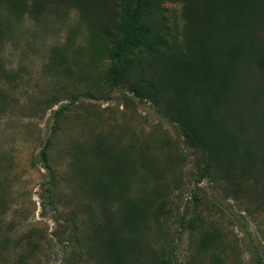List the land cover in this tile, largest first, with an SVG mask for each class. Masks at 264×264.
<instances>
[{"label": "rangeland", "instance_id": "obj_1", "mask_svg": "<svg viewBox=\"0 0 264 264\" xmlns=\"http://www.w3.org/2000/svg\"><path fill=\"white\" fill-rule=\"evenodd\" d=\"M106 1L122 4L93 0ZM77 3H0V264H119L108 243L123 236L127 206L139 254L127 264H157L174 246L177 264H248L250 237L264 249V167L219 153L201 177V153L166 115L196 99L173 69L196 46L200 0L156 2L147 22L162 33L161 51L136 54L130 81L114 89L92 36L106 22ZM131 84L154 85L161 97L140 98ZM257 86L264 75L250 71L246 87ZM234 108L248 119L241 139L258 136L254 110L243 100ZM220 111L214 118L237 131L229 108ZM245 147L261 155L256 141ZM110 163L121 171H104Z\"/></svg>", "mask_w": 264, "mask_h": 264}, {"label": "trees", "instance_id": "obj_2", "mask_svg": "<svg viewBox=\"0 0 264 264\" xmlns=\"http://www.w3.org/2000/svg\"><path fill=\"white\" fill-rule=\"evenodd\" d=\"M3 1L25 7V0H0V3ZM77 1L82 15L88 12L90 5L101 21L106 22V25H93L91 29L93 40H97L96 59L106 56L110 61L105 75L110 89L130 81L136 54L160 53L164 41L162 33L147 22L158 0H121L118 10L109 8L107 1L102 2L103 6H98V2L93 0ZM197 10L193 18L196 32L200 30L196 35V46L187 49L188 61L173 69L193 87L196 99L175 104L166 112L167 118L178 127L186 146L201 153L205 163L201 177L206 176L207 161L219 153L227 164L237 159L244 168L257 161L264 167V87H246L250 71L264 75V0H200ZM129 91L140 98L161 97L160 90L154 85L143 92L141 87L131 84ZM178 98L179 94L175 93V102ZM242 100L254 110L251 118H255L251 123L259 130L258 136H247L244 140L241 136L248 119L234 108ZM225 107L229 108L228 117L236 119L237 131H228L223 117L214 118V111L217 110L219 115ZM255 141L261 148L260 156L257 149L245 147ZM41 155H44L43 151ZM120 166L110 163L103 170L116 175L119 169L121 171ZM130 209L131 206H127L126 221L120 227L123 236L117 232L108 243V255L119 264H127V257H135L136 254L133 251L137 223L131 219ZM120 210L123 213V207ZM184 222L182 217L181 223ZM206 239L208 236L202 235L203 244ZM246 247L252 252L248 264H264V249L251 237ZM176 253L177 247L174 246L157 264H177ZM138 255L136 259H139Z\"/></svg>", "mask_w": 264, "mask_h": 264}]
</instances>
